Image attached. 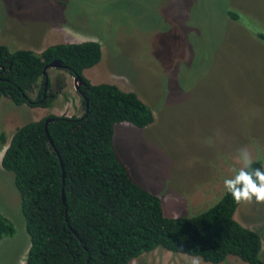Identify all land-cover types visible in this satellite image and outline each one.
I'll return each mask as SVG.
<instances>
[{"label":"rangeland","instance_id":"374dc122","mask_svg":"<svg viewBox=\"0 0 264 264\" xmlns=\"http://www.w3.org/2000/svg\"><path fill=\"white\" fill-rule=\"evenodd\" d=\"M250 28L264 31V0H0V43L39 52L52 43L96 40L101 58L86 69L89 82L134 91L150 108L146 127L114 124L112 144L132 179L158 196L165 216L215 202L244 166L240 149L264 166V46ZM46 71L50 90L62 79L63 88L41 112L80 114L72 77L56 67ZM38 108L1 96L0 132L9 139L17 126L43 116L33 112ZM0 214L14 227L0 238V264H24L19 196L1 165ZM233 217L258 232L264 261V203L242 201ZM194 258L155 248L128 264ZM222 264L247 263L228 255Z\"/></svg>","mask_w":264,"mask_h":264},{"label":"trees","instance_id":"16d2710c","mask_svg":"<svg viewBox=\"0 0 264 264\" xmlns=\"http://www.w3.org/2000/svg\"><path fill=\"white\" fill-rule=\"evenodd\" d=\"M225 14L233 20L240 15L230 9ZM251 32L264 46V31ZM100 58V44L91 39L52 43L39 52L0 43V97L14 105L51 106L63 79L51 91L42 70L54 60L58 69L81 79L76 92L83 94H78L80 114L47 113L26 121L2 151L0 165L13 175L28 235L24 264H128L155 248L211 264L225 262L228 255L264 264L260 236L234 219L239 203L226 188L202 210L165 216L158 196L132 179L112 144L114 124L142 128L153 116L134 91L92 84L82 75ZM5 141L1 131L0 144ZM252 160L247 171H264L261 160ZM13 234V224L0 214V238Z\"/></svg>","mask_w":264,"mask_h":264},{"label":"clouds","instance_id":"9594fccd","mask_svg":"<svg viewBox=\"0 0 264 264\" xmlns=\"http://www.w3.org/2000/svg\"><path fill=\"white\" fill-rule=\"evenodd\" d=\"M239 152L245 167L240 169L234 179L225 180V188L237 203H251L253 197L257 203H264V171L260 168L247 171L253 164L251 154L246 148L240 149ZM191 264H200V259H192Z\"/></svg>","mask_w":264,"mask_h":264},{"label":"water","instance_id":"95a60500","mask_svg":"<svg viewBox=\"0 0 264 264\" xmlns=\"http://www.w3.org/2000/svg\"><path fill=\"white\" fill-rule=\"evenodd\" d=\"M48 67H60V64L54 60V61H51L49 64H47L46 66H44L43 70H42V74L45 73V70L48 68ZM81 82V79L78 77V76H73L72 77V83H73V86H74V89L76 90L78 88V85L79 83ZM46 84V82H44V85ZM78 94H80L81 96H83L82 92H78ZM85 100V98H84ZM85 106H86V100H85ZM47 121L44 122V130H45V133H46V136L48 137V134H47V131H46V124ZM63 175V174H61ZM62 177V176H61ZM61 201L63 204H65V201H64V195H63V192L61 190Z\"/></svg>","mask_w":264,"mask_h":264},{"label":"crops","instance_id":"0c3cea01","mask_svg":"<svg viewBox=\"0 0 264 264\" xmlns=\"http://www.w3.org/2000/svg\"><path fill=\"white\" fill-rule=\"evenodd\" d=\"M88 68H89V67H88ZM86 69H87V68H85V69L82 70V75H83V76L89 81V77H88V76H90V74L87 75V74L85 73ZM99 83H100V82H99ZM95 84H96V83H95ZM32 108H35V107H32ZM42 108H44V107H39L38 110H35V111H33V112H34V113L37 112L38 114H41V113H43V112H41V109H42ZM51 113H52V112H51ZM45 114H46V113H43V116H44ZM53 114H60V113H53ZM76 115H78V114H76ZM39 116H40V115H39ZM40 117H42V116H40ZM40 117H38V118H40ZM38 118H36V119H38ZM36 119H32V120H36ZM5 140H6V141H5L4 145H3L4 147H5L6 143L8 142V139L5 138ZM4 147H3V148H4ZM0 157H1V156H0ZM262 166H263V165H262ZM263 169H264V166H263ZM227 258H228V256L226 257V259H227ZM202 261H203V260H202ZM225 261H226V260H225ZM205 262H206V261H205ZM222 263H224V262H221V263H218V264H222Z\"/></svg>","mask_w":264,"mask_h":264}]
</instances>
